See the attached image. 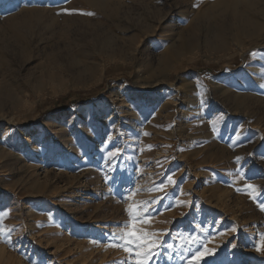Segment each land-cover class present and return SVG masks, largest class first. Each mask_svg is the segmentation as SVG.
Masks as SVG:
<instances>
[{
    "label": "rangeland",
    "instance_id": "rangeland-1",
    "mask_svg": "<svg viewBox=\"0 0 264 264\" xmlns=\"http://www.w3.org/2000/svg\"><path fill=\"white\" fill-rule=\"evenodd\" d=\"M97 1L0 0V91L17 98L0 111V264H135L112 246L129 213L163 244L146 264H189L190 237L216 249L200 264H264V28L246 63L197 48L164 71L215 0ZM58 50L81 62L55 66Z\"/></svg>",
    "mask_w": 264,
    "mask_h": 264
},
{
    "label": "bare ground",
    "instance_id": "bare-ground-1",
    "mask_svg": "<svg viewBox=\"0 0 264 264\" xmlns=\"http://www.w3.org/2000/svg\"><path fill=\"white\" fill-rule=\"evenodd\" d=\"M91 4L93 6H97V8L101 6L99 1L97 0H91ZM261 6H262L261 3L257 2V0L256 1L255 0H215V2L210 7L202 11V16L207 19V25L204 26V28L201 30L202 32L201 42L199 43V41L197 40L195 41L193 40V42H189V40L186 39L187 34L186 33L183 34V32L181 33L178 30V33L175 34L177 37V39L175 40L176 42L174 41L169 44L168 52H166L164 56L161 58L160 65L162 69L165 71V69L171 68L177 56H180L184 52H188L192 49H197V48H202V49L207 50L209 54L213 56V59L215 58V60H220L223 58H230L229 56L230 54H232V57L234 58L238 57V59L242 63H246L248 53L251 50H256V49L259 50V48L262 47L261 41H259L258 43H255L253 41L256 38L257 39L260 38L259 36L260 31H261L260 27L264 28L263 24L260 26V24H257L256 20L254 19V15L257 14L258 9H261ZM215 10H217L218 12H216ZM223 14L224 15L228 14L229 16H232L234 18L231 19L229 23L224 24V22L222 21ZM60 18L62 19V17ZM13 27H16V25L14 24ZM55 28L56 27H52L50 29V33H55L54 32ZM25 44H26L25 48H28V45L26 42ZM68 47H70V45H64L61 47L62 49L60 47L58 49L65 51V49ZM25 48L22 49L23 52ZM64 51L63 53H66ZM260 52L262 53V49L260 50ZM63 53H60L59 50L52 51V53H48V55L51 56L52 58L51 61L55 66L67 68L70 65L78 64L79 62H81L79 59L81 55L80 56L77 55L75 57L70 58L69 55L65 56L63 55ZM234 53L236 54L234 55ZM233 64H234L233 66L230 65V68L231 67L234 68V66L237 67L236 62H234ZM254 70H255L254 68H250V69L247 68V72L249 73ZM80 72L81 71L77 73L78 76H80L81 74ZM258 72L260 73V71ZM252 74L253 73H251V75ZM256 74L257 73H255V76ZM228 77H229V74L225 73L222 76L215 78L213 81V84L223 83L224 81L228 79ZM259 79L260 77L257 79V83H260L258 82ZM40 82H41L40 80L35 79L34 81L35 86H39ZM188 84H191V83L189 82ZM238 84H240V81L237 79L235 85H238ZM0 95L5 96L4 99L2 97L0 98V111L5 107L6 102H10V104L17 103L16 94L13 90H11L10 87H6L2 92L0 91ZM0 118L4 119V117L2 116Z\"/></svg>",
    "mask_w": 264,
    "mask_h": 264
},
{
    "label": "snow or ice",
    "instance_id": "snow-or-ice-1",
    "mask_svg": "<svg viewBox=\"0 0 264 264\" xmlns=\"http://www.w3.org/2000/svg\"><path fill=\"white\" fill-rule=\"evenodd\" d=\"M87 15H92V13H86ZM252 55H255L253 53ZM118 151V150H117ZM115 153H113L114 155ZM168 182L171 184H175L176 181L173 180L172 176L167 178ZM247 188L255 190V186L252 184H247ZM253 200H256L257 197L253 196ZM261 211H264V202L259 204ZM150 217V213L147 214ZM128 224H125L123 227L125 229H130L129 231L123 232L122 235L117 236L115 233L112 235L113 241H118V243H114L112 246L119 247L123 246V250L128 252L133 259L135 260V264H146V262L150 258H155L160 255L156 249L163 247V244H157L155 240L151 239L150 234L144 232L143 234L137 229V223H147L148 220L144 217L135 215L134 213H129ZM206 231V230H205ZM230 231L236 232L237 229L235 227L231 228ZM0 235H5L7 238V233L4 232L3 229H0ZM264 240V237L261 238ZM189 247L185 250L191 253L189 264H200L201 259L205 256L213 255L216 251L215 248H208L206 246L207 241L205 243H201L199 239L196 237H190L189 239ZM168 248H172V245H167ZM232 247H236V245H232ZM258 253L264 252V243L258 244L255 249Z\"/></svg>",
    "mask_w": 264,
    "mask_h": 264
}]
</instances>
